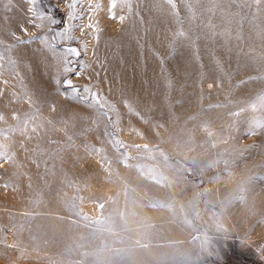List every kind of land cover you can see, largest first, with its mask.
Here are the masks:
<instances>
[{
    "label": "rangeland",
    "instance_id": "obj_1",
    "mask_svg": "<svg viewBox=\"0 0 264 264\" xmlns=\"http://www.w3.org/2000/svg\"><path fill=\"white\" fill-rule=\"evenodd\" d=\"M112 4L0 0V264H264V0Z\"/></svg>",
    "mask_w": 264,
    "mask_h": 264
},
{
    "label": "snow or ice",
    "instance_id": "obj_2",
    "mask_svg": "<svg viewBox=\"0 0 264 264\" xmlns=\"http://www.w3.org/2000/svg\"><path fill=\"white\" fill-rule=\"evenodd\" d=\"M29 2H34V0H29ZM168 2L169 3H171L172 2V0H168ZM112 7H115V0H113V4H112ZM172 7L174 8L175 7V5L174 4H172ZM30 11H31V9H30ZM113 18H115V17H113ZM121 20H123V17H121L120 18ZM180 35H183V33L181 32L180 33ZM69 51H75V50H72V49H70ZM68 84H69V86H71V83H70V81L68 82ZM0 118H2V117H0Z\"/></svg>",
    "mask_w": 264,
    "mask_h": 264
},
{
    "label": "bare ground",
    "instance_id": "obj_3",
    "mask_svg": "<svg viewBox=\"0 0 264 264\" xmlns=\"http://www.w3.org/2000/svg\"><path fill=\"white\" fill-rule=\"evenodd\" d=\"M262 190L264 191V189H261V191ZM260 195H261V197H259V200L262 202V205H264V198L262 197L263 194H260ZM261 211H264V210L261 209Z\"/></svg>",
    "mask_w": 264,
    "mask_h": 264
}]
</instances>
